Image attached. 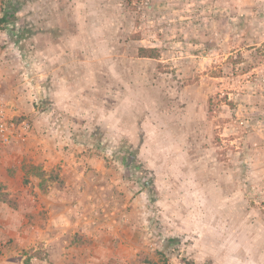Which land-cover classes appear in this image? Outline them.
Segmentation results:
<instances>
[{
  "label": "rangeland",
  "instance_id": "rangeland-1",
  "mask_svg": "<svg viewBox=\"0 0 264 264\" xmlns=\"http://www.w3.org/2000/svg\"><path fill=\"white\" fill-rule=\"evenodd\" d=\"M64 5L73 56L106 65L87 106L115 102L108 86L123 93L133 130L108 149L129 180L151 190L165 261L189 264L198 250V264H264V0ZM19 8L22 23L28 15ZM25 38L34 54L36 35ZM85 116H76L78 127ZM21 254L26 264L39 258L33 248Z\"/></svg>",
  "mask_w": 264,
  "mask_h": 264
},
{
  "label": "crops",
  "instance_id": "crops-1",
  "mask_svg": "<svg viewBox=\"0 0 264 264\" xmlns=\"http://www.w3.org/2000/svg\"><path fill=\"white\" fill-rule=\"evenodd\" d=\"M45 1L47 7L42 0H0V19L10 2L28 15L0 24V99L10 118L31 123L24 138L0 144V264H26L21 252L29 248L39 258L27 264H170L151 190L129 180L123 158L108 149L133 130L123 93L108 86L115 102L87 106L99 96L98 74L106 65L73 56L69 7ZM28 34L36 35L35 55ZM86 114L91 120L78 127L76 116ZM189 259L205 260L198 250Z\"/></svg>",
  "mask_w": 264,
  "mask_h": 264
},
{
  "label": "built area",
  "instance_id": "built-area-1",
  "mask_svg": "<svg viewBox=\"0 0 264 264\" xmlns=\"http://www.w3.org/2000/svg\"><path fill=\"white\" fill-rule=\"evenodd\" d=\"M15 45L19 50L18 44ZM18 52L22 54L20 50ZM30 129L31 123L28 120L17 122L9 117L5 103L0 99V144H11L15 139L24 138Z\"/></svg>",
  "mask_w": 264,
  "mask_h": 264
},
{
  "label": "trees",
  "instance_id": "trees-1",
  "mask_svg": "<svg viewBox=\"0 0 264 264\" xmlns=\"http://www.w3.org/2000/svg\"><path fill=\"white\" fill-rule=\"evenodd\" d=\"M19 11H20L19 4L11 5V2L8 3L6 8L3 10V16L0 19V23H7L8 21H12V20H15L17 22L18 17H19ZM140 55L143 57L156 58L158 56V53L154 49L140 48ZM133 158H134V156L131 157V159H133ZM39 174L42 177L41 185L44 186V184L47 181L46 178L44 177L45 173L40 172ZM49 177H50V179L56 180L60 184V186H62V181L58 175L51 174Z\"/></svg>",
  "mask_w": 264,
  "mask_h": 264
}]
</instances>
